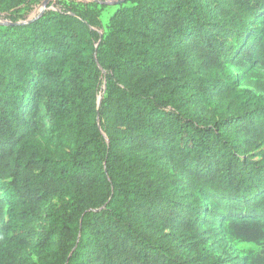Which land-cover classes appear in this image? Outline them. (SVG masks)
Segmentation results:
<instances>
[{"label":"trees","instance_id":"16d2710c","mask_svg":"<svg viewBox=\"0 0 264 264\" xmlns=\"http://www.w3.org/2000/svg\"><path fill=\"white\" fill-rule=\"evenodd\" d=\"M41 1L0 0V264H264V0H126L103 37L98 3L17 25Z\"/></svg>","mask_w":264,"mask_h":264},{"label":"rangeland","instance_id":"374dc122","mask_svg":"<svg viewBox=\"0 0 264 264\" xmlns=\"http://www.w3.org/2000/svg\"><path fill=\"white\" fill-rule=\"evenodd\" d=\"M45 0H42L39 4L35 5L33 10L26 15V17H30L31 15L39 12V10L42 8L43 3ZM59 0H53L52 7L48 8V10H59L62 8L61 4L57 5V2ZM63 3L70 4L73 1H76L77 3H98L100 8L102 9V16L101 21L103 24V29L100 30L101 36L103 37L105 34L108 33V26H109V20L110 18L115 14L117 10H119L121 7L126 5L125 2H122V0H60ZM50 5V4H49ZM49 7V6H48ZM2 22H7L4 19H0ZM259 73L258 69L250 70L246 73L244 76L245 79H243V84L245 86H250V82L256 81V75ZM7 210L8 205L7 202L4 200L2 192L0 191V240L3 238V230L4 225L7 221ZM219 245L221 246V249L225 252V256L228 257V259H232L235 263L244 257L249 256L251 253H259L261 251V246L251 244V243H240V242H228L227 245H221L219 242Z\"/></svg>","mask_w":264,"mask_h":264},{"label":"water","instance_id":"95a60500","mask_svg":"<svg viewBox=\"0 0 264 264\" xmlns=\"http://www.w3.org/2000/svg\"><path fill=\"white\" fill-rule=\"evenodd\" d=\"M53 0H45L44 3H43V6L42 8L39 10V12L31 15L30 17L27 18L26 21L24 22H20L18 23L17 25H20V24H30L32 22H34L35 20L41 18L45 13L46 11L48 10V6L49 4L52 2ZM122 2H126V0H122ZM11 23H7V22H2L0 21V25H10Z\"/></svg>","mask_w":264,"mask_h":264}]
</instances>
